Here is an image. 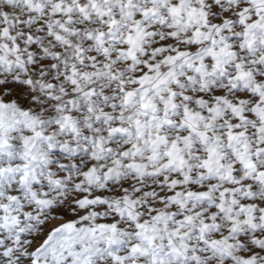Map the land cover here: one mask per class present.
Wrapping results in <instances>:
<instances>
[{"label": "rangeland", "instance_id": "rangeland-1", "mask_svg": "<svg viewBox=\"0 0 264 264\" xmlns=\"http://www.w3.org/2000/svg\"><path fill=\"white\" fill-rule=\"evenodd\" d=\"M0 264H264V0H0Z\"/></svg>", "mask_w": 264, "mask_h": 264}]
</instances>
